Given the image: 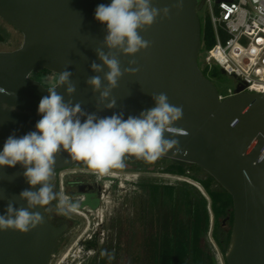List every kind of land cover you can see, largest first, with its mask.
<instances>
[{
    "label": "water",
    "instance_id": "obj_1",
    "mask_svg": "<svg viewBox=\"0 0 264 264\" xmlns=\"http://www.w3.org/2000/svg\"><path fill=\"white\" fill-rule=\"evenodd\" d=\"M110 3L111 0H0V17L23 33L20 47L0 51V87L11 94H0V150L10 135L20 137L34 131L41 118L39 102L54 85L44 86L30 76L32 72L48 69L59 77L69 66L76 83L73 104L80 102L83 109L101 117L119 112L125 119L138 116L155 106L152 94L166 93L171 104L183 107L182 119L173 125L181 130L175 137L181 150L171 149L160 156L178 164L199 165L232 195L234 221L225 254L227 263L264 264V94L247 91V84L240 83L234 94L220 99L216 85L198 62L202 45L198 10L202 4L197 0H153L154 7H168L169 16L158 18L140 32L151 42L148 49L135 56L118 54L122 69L133 67L139 71L126 73L118 81L111 93L115 108L104 109L101 104L104 110L98 111L99 93L94 94L85 81L97 75L90 64L101 63L94 49L102 46L106 35V26L94 18L95 9ZM133 59L136 63L130 65ZM99 75L103 77V73ZM57 91L65 101L69 99L65 87ZM165 137L172 138L167 133ZM127 157L146 165L153 161ZM76 161L61 152L56 156L55 171ZM23 171L19 164L0 169V214L5 213L9 200L15 207H26V201L18 199L21 191L30 188ZM33 211L45 216L42 225L27 233L0 231V264H49L65 225H54L43 209ZM213 260L216 264L214 257Z\"/></svg>",
    "mask_w": 264,
    "mask_h": 264
},
{
    "label": "clouds",
    "instance_id": "obj_2",
    "mask_svg": "<svg viewBox=\"0 0 264 264\" xmlns=\"http://www.w3.org/2000/svg\"><path fill=\"white\" fill-rule=\"evenodd\" d=\"M169 12L168 7H154L153 0H111L110 4L96 7L94 18L106 26V35L101 40L102 46L94 49L101 63L90 64L91 71L97 75L89 76L85 83L94 94L99 93L98 111L115 108L116 100L111 93L118 81L126 73L139 71L133 67L122 69L118 54L135 56L148 49L151 42L140 32L150 28L158 18L168 17ZM135 63L134 59L129 61L130 65ZM68 68L60 72L56 84L47 89L48 95L41 98L37 110L41 118L35 130L20 137L10 135L0 150V169L19 164L30 185L18 197L26 201V207H15L8 201L5 213L0 214V231L12 229L27 233L42 225L45 216L33 210L52 212L53 209L46 206L54 200L57 201L55 212L59 215L75 209L77 205L68 196L56 193L52 184L56 156L61 152L83 161L96 173L106 174L123 168L127 155L154 160L171 149L181 150L175 138L181 130L173 125L182 119L183 107L171 104L166 93L152 94L155 106L141 111L138 116L129 115L125 119L123 112H119L101 117L97 112L83 109L80 102L73 104L71 97L76 92V83ZM62 86L69 97L67 101L57 91ZM0 94L11 95L3 87ZM101 104L104 109H100ZM166 133L172 138H166Z\"/></svg>",
    "mask_w": 264,
    "mask_h": 264
},
{
    "label": "rangeland",
    "instance_id": "obj_3",
    "mask_svg": "<svg viewBox=\"0 0 264 264\" xmlns=\"http://www.w3.org/2000/svg\"><path fill=\"white\" fill-rule=\"evenodd\" d=\"M205 10L204 8L198 12L201 23L204 21ZM0 33L4 37L3 40H0V51L14 50L23 43V33L1 17ZM198 62L200 67L207 69L206 74L214 82L220 93L226 94L229 88L235 87L236 79L234 76L226 74L218 66L208 69L204 65L201 56ZM34 74L35 78L45 86L53 85L58 79L55 73L45 70ZM171 161L172 159L164 156L154 159L150 164L143 167L141 173L142 181L145 184L155 182L178 186L183 182L182 180H186L199 187V184L190 178L163 171L162 169L170 164ZM74 169L75 166L71 165L64 169L63 172H69ZM199 174L204 175L205 172L199 171ZM96 175L98 178L103 176V174L99 173H96ZM137 176L133 172H122L120 175L121 179L114 190L111 189L113 183L110 181L105 182L107 188L104 196L105 203L100 207L99 211L102 213L100 217L105 218L108 225L105 228L106 233L99 241L98 250L93 249L92 252L88 251V253L91 252L90 254H85L83 236L86 235V232L82 231L76 238L67 236L60 240L59 248L52 257L50 264H149L154 248H152L153 239L164 227L163 221L167 210L162 204L152 207L149 203L148 191L144 188L142 192L135 191L133 181L138 179ZM125 177L129 179L128 182L124 180ZM200 189L198 188V190ZM113 209L115 210V215L112 220H109L108 213L113 211ZM208 209H210L209 205ZM114 218L118 219L116 229L113 227ZM89 219L93 220L92 218ZM81 222L84 224L83 219ZM224 226L229 228L227 224H224ZM211 230L212 223L207 233L202 235V241L208 243L216 259V264H225L223 254L216 245ZM87 232H90V229ZM103 251L108 253L106 260L102 259L101 252Z\"/></svg>",
    "mask_w": 264,
    "mask_h": 264
},
{
    "label": "trees",
    "instance_id": "obj_4",
    "mask_svg": "<svg viewBox=\"0 0 264 264\" xmlns=\"http://www.w3.org/2000/svg\"><path fill=\"white\" fill-rule=\"evenodd\" d=\"M201 37L204 48L212 47L216 41L209 20H204L202 23ZM200 68L208 77L207 69ZM34 73L32 72L31 76L35 77ZM124 162L135 163L127 157ZM141 165L146 166V164ZM162 170L190 178L203 190L186 180L173 187L157 185L155 182L143 183V188L149 194L150 205L154 207L162 204L167 210L163 221L165 228L163 227L153 239L152 248H154L149 264H214L211 248L206 241L205 243L202 241V235L207 233L211 223L213 239L223 254L224 263L228 264L225 254L230 246L234 221L232 195L197 164L183 165L172 160ZM199 171H204L205 174L200 175ZM101 255L104 260L108 258V253L105 251L101 252Z\"/></svg>",
    "mask_w": 264,
    "mask_h": 264
},
{
    "label": "built area",
    "instance_id": "obj_5",
    "mask_svg": "<svg viewBox=\"0 0 264 264\" xmlns=\"http://www.w3.org/2000/svg\"><path fill=\"white\" fill-rule=\"evenodd\" d=\"M197 2L202 4L198 12L206 9L204 20L210 21L216 39L203 50L202 43L198 59L201 56L208 69L218 66L236 79L235 87L219 92V98L234 94L240 83L247 84V91L264 94V0Z\"/></svg>",
    "mask_w": 264,
    "mask_h": 264
},
{
    "label": "flooded vegetation",
    "instance_id": "obj_6",
    "mask_svg": "<svg viewBox=\"0 0 264 264\" xmlns=\"http://www.w3.org/2000/svg\"><path fill=\"white\" fill-rule=\"evenodd\" d=\"M56 75L58 77V74ZM33 78L37 79L35 77ZM55 84L56 82L53 85ZM124 163L125 166L123 168L112 169L109 173L103 174L101 178H98L96 172L89 169L83 161L78 160L72 164L75 166L74 170H71L69 172H63V170L67 168L66 167L62 169H57L55 171V177L52 183L54 191H58V193H62L68 196L70 198V201L77 206L74 210H71L72 212H68L66 215H59L55 212V206L57 203V201L55 200L52 201L50 205L46 206L51 207L53 209L52 212H47L49 220L56 226L65 225V229L56 240L52 257L55 255V252L59 248L60 240L64 239L67 236L69 238H76L81 234L82 231H84V233L86 232V235L83 236V246L86 251L85 254L88 255L92 252L93 249L98 248L99 241L101 240L102 236L106 233L105 228L108 225L106 219L100 217V214L102 213L99 212L100 207L103 206L105 203L104 196L105 192L107 191L105 184L106 181H110L111 183H113L111 189L114 190V188L117 186V183L121 179L120 175L122 172H133L138 175V179L133 181L135 191L142 192L144 183L141 178V173L143 170V167L141 165L142 163ZM124 180H126L127 182L129 181L127 177H125ZM86 200L88 201L85 202ZM114 211L115 210L113 209V211H110L108 213L109 220H112V218L114 217ZM89 218H92L93 220ZM82 219L84 220V224H82L81 222ZM117 222L118 219L116 218L113 223V227L115 229L117 228ZM91 224L92 226H90ZM89 229L90 232H87ZM88 251L91 252L88 253Z\"/></svg>",
    "mask_w": 264,
    "mask_h": 264
},
{
    "label": "bare ground",
    "instance_id": "obj_7",
    "mask_svg": "<svg viewBox=\"0 0 264 264\" xmlns=\"http://www.w3.org/2000/svg\"><path fill=\"white\" fill-rule=\"evenodd\" d=\"M109 202V201H108ZM100 212V211H99Z\"/></svg>",
    "mask_w": 264,
    "mask_h": 264
}]
</instances>
